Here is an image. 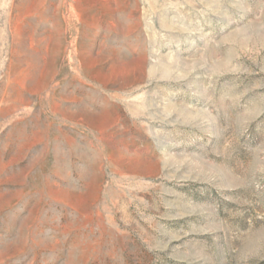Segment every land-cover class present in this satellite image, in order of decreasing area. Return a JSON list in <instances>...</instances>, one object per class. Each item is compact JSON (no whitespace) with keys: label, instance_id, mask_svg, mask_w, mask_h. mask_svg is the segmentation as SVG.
Segmentation results:
<instances>
[{"label":"rangeland","instance_id":"1","mask_svg":"<svg viewBox=\"0 0 264 264\" xmlns=\"http://www.w3.org/2000/svg\"><path fill=\"white\" fill-rule=\"evenodd\" d=\"M0 264H264V0H0Z\"/></svg>","mask_w":264,"mask_h":264}]
</instances>
